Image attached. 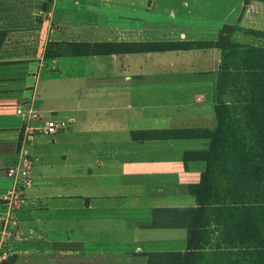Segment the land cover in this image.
I'll return each mask as SVG.
<instances>
[{"label": "crops", "instance_id": "0c3cea01", "mask_svg": "<svg viewBox=\"0 0 264 264\" xmlns=\"http://www.w3.org/2000/svg\"><path fill=\"white\" fill-rule=\"evenodd\" d=\"M237 1L242 9L232 8L220 26L234 12L231 24L258 29L264 2ZM114 5L0 0V197L13 186L7 169L23 156L33 176L19 237L0 264H147V253L187 248L185 228L147 224L156 208L196 204L188 186L206 162L185 152L208 149L210 138L163 132L216 128L221 50L45 52L52 42L214 40L220 26L206 32L190 9H162L156 0H125L120 14ZM51 119L68 127L40 134ZM25 126L35 129L31 141Z\"/></svg>", "mask_w": 264, "mask_h": 264}, {"label": "trees", "instance_id": "16d2710c", "mask_svg": "<svg viewBox=\"0 0 264 264\" xmlns=\"http://www.w3.org/2000/svg\"><path fill=\"white\" fill-rule=\"evenodd\" d=\"M252 1L264 2L244 3ZM236 33L252 36L259 43L240 42L234 37ZM206 48H218L222 53L216 128L163 132L167 137L210 138L208 149L185 152L186 160L206 162L200 181L188 186L196 204L156 208L147 224L185 228L187 248L147 253V264H264V30L224 23L214 40L52 42L45 52V58H55ZM230 56L239 57L242 74L237 77L244 78L243 88L238 90V94L243 91V98L235 101L240 111L233 116L230 104L219 99L226 86L222 77Z\"/></svg>", "mask_w": 264, "mask_h": 264}, {"label": "rangeland", "instance_id": "374dc122", "mask_svg": "<svg viewBox=\"0 0 264 264\" xmlns=\"http://www.w3.org/2000/svg\"><path fill=\"white\" fill-rule=\"evenodd\" d=\"M118 1L119 6H113L117 13H121L122 10V3L125 0H115ZM133 1V0H130ZM159 4V7L164 8H175V9H190L193 13V20L196 22L195 25H201L204 27L206 32H212L217 26H220L221 24V18L225 17L228 12L232 8H235L238 10V8L241 10L242 7L238 5L237 0H156ZM184 2H187L189 4L188 7H185ZM101 13H99L100 15ZM92 16L93 20L102 22L104 17L102 16ZM111 19H114V22H120L121 18L117 16L110 17ZM234 12H231V16L226 17V23H230V21H233L234 19ZM259 22V20H257ZM231 24V23H230ZM260 27L259 30H264V17L261 19V22L259 23ZM221 27V26H220ZM227 62V69L226 73L222 77V81L226 84L224 88H222L221 94L222 97L219 95V99L221 101L228 102L230 104V110L231 114L236 115L240 111V107L236 101V98H243V91L241 94H238V90L243 88V81L244 78L239 77L238 79V73L242 74V70L240 68V59L238 56H230L228 58ZM236 80L239 82V84L236 82ZM220 81V80H219ZM216 86V93L219 94L217 91L221 90L220 83ZM210 252V251H209Z\"/></svg>", "mask_w": 264, "mask_h": 264}, {"label": "built area", "instance_id": "2783aa9c", "mask_svg": "<svg viewBox=\"0 0 264 264\" xmlns=\"http://www.w3.org/2000/svg\"><path fill=\"white\" fill-rule=\"evenodd\" d=\"M21 112V109H18ZM68 123L63 120H48L37 130L40 134L51 135L65 130ZM35 136V129L25 126L24 139L31 141ZM13 186L0 197V262L11 256L10 242L19 237L20 219L18 212L27 201L25 190L33 183L31 161L23 156L6 171Z\"/></svg>", "mask_w": 264, "mask_h": 264}]
</instances>
